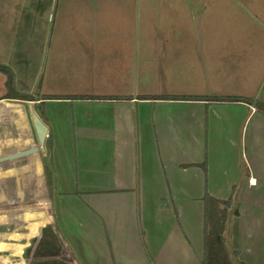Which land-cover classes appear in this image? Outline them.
Listing matches in <instances>:
<instances>
[{"label": "crops", "instance_id": "1", "mask_svg": "<svg viewBox=\"0 0 264 264\" xmlns=\"http://www.w3.org/2000/svg\"><path fill=\"white\" fill-rule=\"evenodd\" d=\"M0 64V264H203L180 202L232 195L264 264V0H0Z\"/></svg>", "mask_w": 264, "mask_h": 264}, {"label": "trees", "instance_id": "2", "mask_svg": "<svg viewBox=\"0 0 264 264\" xmlns=\"http://www.w3.org/2000/svg\"><path fill=\"white\" fill-rule=\"evenodd\" d=\"M0 70L6 73L7 75V86L11 89V97H17L22 99H30L29 96H23L19 93H16L13 91V72L12 70L6 66L0 64ZM144 97V96H143ZM146 97V96H145ZM47 98V97H46ZM78 98H87L86 96H81ZM108 98H122V97H108ZM154 98H167V99H205V100H217V101H245V102H254L253 99L243 96H235V95H206V96H187V95H174V96H156ZM256 105L259 109L264 111V103L257 102ZM47 147H48V155H47V169L49 174H54L53 169V163L50 159V151L52 147L51 138L47 141ZM54 182V179L50 181ZM52 186L53 183L51 184ZM233 202V195L229 198V200L225 202H221L224 205H229ZM54 207L56 208L54 211V217H55V223L59 225V219L57 214V207H56V201L54 200ZM212 211L210 209H207L205 212V232H204V258H203V264H236L233 261V258L231 256V252L228 249V245L225 241L224 236L222 235L221 231L219 229H216L215 222H213V215L211 213ZM234 214H238V210L235 209ZM233 256L238 255V251L234 250ZM238 264H244L242 261H237Z\"/></svg>", "mask_w": 264, "mask_h": 264}, {"label": "rangeland", "instance_id": "3", "mask_svg": "<svg viewBox=\"0 0 264 264\" xmlns=\"http://www.w3.org/2000/svg\"><path fill=\"white\" fill-rule=\"evenodd\" d=\"M34 94V93H33ZM157 188H160L157 187ZM49 189V195L52 196L54 194V186L49 185L48 187ZM211 198V197H210ZM215 198H211L209 200V203H192L189 206L185 203V202H180V204H182L183 209V213H182V224L185 228H187V230H202V220H204V226H205V212L207 211V209H210L213 215V222H215L216 225V229H219L222 233V235L225 238V241L228 245V249L231 252V256L233 258V261L237 263V261H240L239 259V254L236 256H233V251L235 250V248L232 246L231 244V234H230V225H231V221L234 217V212L235 209L239 210V202H232L229 205H224L222 203H218ZM188 206V207H187ZM50 211L51 213L54 214L55 211V207H54V198L52 197V203L50 206ZM202 213H203V219H202ZM57 225V224H56ZM60 225V223H59ZM58 227V225H57ZM205 228V227H204ZM205 231V229H204ZM179 236V235H177ZM55 239L57 240L59 238V240L61 239V236L59 234L55 233ZM54 237L53 240L55 241ZM178 247V246H177ZM176 247V249H177ZM173 249H175V247H173ZM238 251V250H237ZM260 251L262 252V249H260ZM176 254H174L177 259H179L180 256L183 257L184 260H186L185 254H184V249H177L176 250ZM169 253V251H168ZM239 253V251H238Z\"/></svg>", "mask_w": 264, "mask_h": 264}]
</instances>
